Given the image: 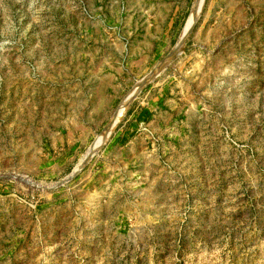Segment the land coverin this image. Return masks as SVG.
Returning a JSON list of instances; mask_svg holds the SVG:
<instances>
[{
    "label": "rangeland",
    "instance_id": "rangeland-1",
    "mask_svg": "<svg viewBox=\"0 0 264 264\" xmlns=\"http://www.w3.org/2000/svg\"><path fill=\"white\" fill-rule=\"evenodd\" d=\"M0 264H264V0H0Z\"/></svg>",
    "mask_w": 264,
    "mask_h": 264
}]
</instances>
